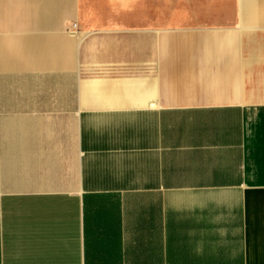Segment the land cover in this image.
<instances>
[{"label": "crops", "instance_id": "crops-1", "mask_svg": "<svg viewBox=\"0 0 264 264\" xmlns=\"http://www.w3.org/2000/svg\"><path fill=\"white\" fill-rule=\"evenodd\" d=\"M71 1L0 0V264H264V0Z\"/></svg>", "mask_w": 264, "mask_h": 264}, {"label": "rangeland", "instance_id": "rangeland-1", "mask_svg": "<svg viewBox=\"0 0 264 264\" xmlns=\"http://www.w3.org/2000/svg\"><path fill=\"white\" fill-rule=\"evenodd\" d=\"M158 3L159 2H167L168 0H155ZM119 0H72L71 1V7L67 10L68 13L69 12H77L78 14H80V26L83 25L84 23L89 24V18L94 17L91 16L89 13H91V11L100 9V10H104L105 8H109L111 9H119L121 7L117 6L118 5ZM123 8V7H122ZM128 11L124 14H132V11L130 7H127ZM126 8V9H127ZM115 13H111V14H106L107 16H111L114 15ZM119 14V13H118ZM97 15V14H96ZM103 16V15H102ZM91 24V23H90ZM82 34L86 33V30L81 29Z\"/></svg>", "mask_w": 264, "mask_h": 264}, {"label": "built area", "instance_id": "built-area-1", "mask_svg": "<svg viewBox=\"0 0 264 264\" xmlns=\"http://www.w3.org/2000/svg\"><path fill=\"white\" fill-rule=\"evenodd\" d=\"M69 30H71V32L73 34H77L78 33V25L76 23L72 24Z\"/></svg>", "mask_w": 264, "mask_h": 264}]
</instances>
